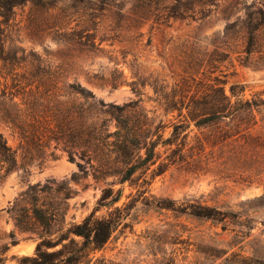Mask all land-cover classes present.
Instances as JSON below:
<instances>
[{"label": "rangeland", "instance_id": "rangeland-1", "mask_svg": "<svg viewBox=\"0 0 264 264\" xmlns=\"http://www.w3.org/2000/svg\"><path fill=\"white\" fill-rule=\"evenodd\" d=\"M31 12L29 6L17 10L4 36V54L11 61H0V133L17 159V168L0 185L2 264H21L22 258L35 255L38 236L16 226L11 208L31 185L47 180L66 184L72 195L62 201L64 216L55 230L66 232L92 214L106 217L116 207L130 206L126 227L87 264H264V202H258L264 198V46L247 58L243 12L227 20L220 9L203 23L157 27L151 22L140 29L129 24L117 28L109 14L97 39H105L102 50L65 41L52 22ZM236 21L235 32L227 33ZM70 85L91 92L99 109H140L152 131L159 124L166 127L165 139L173 132L172 124L188 125L184 161L155 175L170 154L169 148L159 147L156 165L124 185L115 178L96 181L81 174L74 181L78 163L90 172L89 165L76 150V162H71L56 136L42 141L35 137L36 124L29 118L35 113L42 117L40 123L47 120L43 108L64 101ZM236 85L245 89L237 99L260 106L250 115L197 128L190 113L209 111L187 105L193 99L208 102L219 87L230 97ZM173 101L181 112L171 108ZM90 103L80 101L88 113L93 111ZM99 117L110 120L108 115ZM25 128L29 141L21 135ZM109 187L124 190L123 199L111 209L100 208L102 192ZM143 190L145 194L139 193ZM160 202L172 203V208H161ZM195 205L214 208L226 218L218 223L194 217Z\"/></svg>", "mask_w": 264, "mask_h": 264}, {"label": "trees", "instance_id": "trees-1", "mask_svg": "<svg viewBox=\"0 0 264 264\" xmlns=\"http://www.w3.org/2000/svg\"><path fill=\"white\" fill-rule=\"evenodd\" d=\"M28 6L31 14L45 17L43 20L47 24L52 22L55 31L65 41L90 50H102L100 46L105 39H99V43L97 39L103 18L109 14L113 16L117 28L124 29L129 24L140 29L151 22L157 27L169 26L177 21L203 23L220 9L227 20L237 11L243 12L241 28L246 37L245 53L248 59L264 46L263 1L248 5L243 0H0V61H11L4 54L5 29L14 20L17 10ZM237 25V21L229 24L227 33L235 32ZM244 91V87L232 86L229 97L225 89L219 87L214 91V98L208 102L201 103L193 99L191 103L194 106L187 105L186 108L209 112L200 116L190 113L189 119L195 122L197 128H202L219 124L226 118L236 119L240 114L250 115L254 106L260 105L237 99L238 94ZM54 94L60 98V95ZM64 94V101L55 100L52 109L43 108L42 112L49 114L47 120L40 123L39 118L42 117H35V113L30 114L29 118L34 119L36 124L32 127L35 137L39 136L42 141L56 136L71 162H76V150L80 159L89 165L90 172L84 164L78 163L79 172L73 175L74 181L78 182L80 176L91 175L96 181L115 178L124 185L137 174L149 171L156 165L161 159L159 147L169 148L170 154L166 159L168 162L161 163L157 172L154 171L155 175H161L171 165L184 161L185 142L189 138L186 133L188 125L172 124L173 132L165 139L166 127L159 124L152 131L147 115L140 109L112 105L107 110L99 109L95 96L75 85H70ZM53 97L51 93L49 98ZM232 99L236 101L233 103ZM80 101H91L89 105L93 109L92 113L86 112ZM178 104L173 101L171 108L175 110ZM184 106L183 102L181 107ZM178 110L181 112L182 108ZM100 115H108L110 120L101 121ZM112 124L114 130H111ZM24 125H27V121ZM39 125L43 126L42 131ZM27 130L21 131L26 141L29 138ZM16 168V152L0 133V185ZM139 193L145 194V191ZM61 194L63 197H58ZM71 196L66 184L61 186L55 180H47L44 184L31 185L15 202L11 209L16 226L23 232L36 234L40 241L35 255L22 258L21 264H87L92 254L101 251L119 229L126 227V210L130 209L127 204L122 208L116 207L106 217L98 218L92 214L66 232L55 230L64 216L62 201ZM123 196L122 189L115 191L113 187L106 188L102 192L99 207L111 209L122 201ZM258 202H264V198ZM169 204L160 202V207L172 208ZM191 215L218 223L226 218L224 213L214 208L196 205L191 207ZM1 255L0 264L3 262Z\"/></svg>", "mask_w": 264, "mask_h": 264}]
</instances>
